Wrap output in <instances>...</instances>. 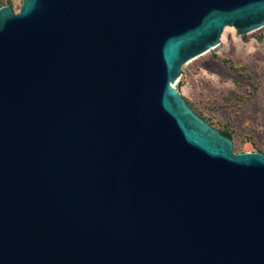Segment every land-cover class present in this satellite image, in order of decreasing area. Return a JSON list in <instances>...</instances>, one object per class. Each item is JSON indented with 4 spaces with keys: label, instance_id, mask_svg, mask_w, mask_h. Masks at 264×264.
<instances>
[{
    "label": "water",
    "instance_id": "1",
    "mask_svg": "<svg viewBox=\"0 0 264 264\" xmlns=\"http://www.w3.org/2000/svg\"><path fill=\"white\" fill-rule=\"evenodd\" d=\"M264 0L0 6V264H264V153L175 86Z\"/></svg>",
    "mask_w": 264,
    "mask_h": 264
},
{
    "label": "rangeland",
    "instance_id": "2",
    "mask_svg": "<svg viewBox=\"0 0 264 264\" xmlns=\"http://www.w3.org/2000/svg\"><path fill=\"white\" fill-rule=\"evenodd\" d=\"M18 11L21 0H0ZM175 86L209 125L232 135L233 152L264 153V26L220 43L182 66Z\"/></svg>",
    "mask_w": 264,
    "mask_h": 264
},
{
    "label": "trees",
    "instance_id": "3",
    "mask_svg": "<svg viewBox=\"0 0 264 264\" xmlns=\"http://www.w3.org/2000/svg\"><path fill=\"white\" fill-rule=\"evenodd\" d=\"M220 132H221L224 136H226V137H228V138H230V139L233 138L232 135H231V133H230L229 131H227V130H220Z\"/></svg>",
    "mask_w": 264,
    "mask_h": 264
}]
</instances>
